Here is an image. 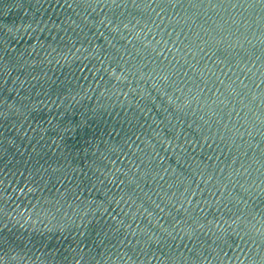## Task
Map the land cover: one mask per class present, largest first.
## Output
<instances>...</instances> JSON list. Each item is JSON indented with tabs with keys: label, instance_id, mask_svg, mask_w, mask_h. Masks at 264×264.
<instances>
[{
	"label": "water",
	"instance_id": "water-1",
	"mask_svg": "<svg viewBox=\"0 0 264 264\" xmlns=\"http://www.w3.org/2000/svg\"><path fill=\"white\" fill-rule=\"evenodd\" d=\"M0 264H264V0H0Z\"/></svg>",
	"mask_w": 264,
	"mask_h": 264
}]
</instances>
